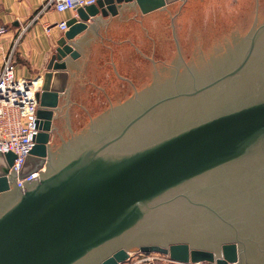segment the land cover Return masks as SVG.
<instances>
[{"label": "water", "instance_id": "95a60500", "mask_svg": "<svg viewBox=\"0 0 264 264\" xmlns=\"http://www.w3.org/2000/svg\"><path fill=\"white\" fill-rule=\"evenodd\" d=\"M76 14L17 173L0 151V264L137 251L264 264L249 258L264 235V0H95Z\"/></svg>", "mask_w": 264, "mask_h": 264}, {"label": "built area", "instance_id": "2783aa9c", "mask_svg": "<svg viewBox=\"0 0 264 264\" xmlns=\"http://www.w3.org/2000/svg\"><path fill=\"white\" fill-rule=\"evenodd\" d=\"M41 10L52 7L56 11L76 9L78 6L93 3L95 0H40ZM59 29L64 31L67 26L65 20L57 23ZM4 27L0 26V33ZM12 49L6 54L0 67V151H12L15 155L11 166L16 173L21 168L25 156L33 144V136L37 132L36 119V91L33 81L18 78L14 74L12 62ZM10 167V166H9ZM38 171L17 178L16 183H21L29 177H36ZM134 253H138L134 257ZM151 254V252H149ZM158 256L148 253L132 252L125 264H153L157 259L163 264H206L201 262H180L172 260L168 255L159 253Z\"/></svg>", "mask_w": 264, "mask_h": 264}, {"label": "crops", "instance_id": "0c3cea01", "mask_svg": "<svg viewBox=\"0 0 264 264\" xmlns=\"http://www.w3.org/2000/svg\"><path fill=\"white\" fill-rule=\"evenodd\" d=\"M40 6V0H0V26L4 27L0 33V67L12 49L15 76L33 81L35 87L63 33L57 23L77 17L76 9L59 12L52 7L41 10Z\"/></svg>", "mask_w": 264, "mask_h": 264}, {"label": "flooded vegetation", "instance_id": "af4514ba", "mask_svg": "<svg viewBox=\"0 0 264 264\" xmlns=\"http://www.w3.org/2000/svg\"><path fill=\"white\" fill-rule=\"evenodd\" d=\"M245 35H246V34H245ZM245 35H244V36H245ZM244 36H243V37H244ZM241 38H242V37H241ZM257 167H258V166H254L253 169H254V168H257ZM259 239H260V240H259V248H258L259 250L256 249V250H255V253H254L252 256L249 257L250 259H254V258H256V257H257L256 254H257V253H259L260 256L264 255V235H259ZM212 240H214V239H212ZM250 264H255V263H254V262H252V263L250 262Z\"/></svg>", "mask_w": 264, "mask_h": 264}, {"label": "rangeland", "instance_id": "374dc122", "mask_svg": "<svg viewBox=\"0 0 264 264\" xmlns=\"http://www.w3.org/2000/svg\"><path fill=\"white\" fill-rule=\"evenodd\" d=\"M178 1H179V0H178ZM36 107H37V106H36ZM145 254H146V253H145ZM134 255H135L134 257H136V256L138 255V253H134ZM148 255L158 256V255H160V254H159V252H151V254L148 253ZM122 264H125V262L122 263ZM143 264H146V263H143ZM153 264H163V263H161V261L155 259L154 262H153Z\"/></svg>", "mask_w": 264, "mask_h": 264}]
</instances>
